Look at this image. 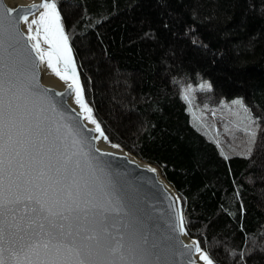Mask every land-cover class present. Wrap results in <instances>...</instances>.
Segmentation results:
<instances>
[{"label": "trees", "instance_id": "trees-1", "mask_svg": "<svg viewBox=\"0 0 264 264\" xmlns=\"http://www.w3.org/2000/svg\"><path fill=\"white\" fill-rule=\"evenodd\" d=\"M58 6L85 98L109 141L159 167L181 197L189 236L214 262L264 264V0ZM180 79L208 80L215 96L241 99L260 118L250 158L238 154L246 150L220 155L180 99Z\"/></svg>", "mask_w": 264, "mask_h": 264}, {"label": "snow or ice", "instance_id": "snow-or-ice-1", "mask_svg": "<svg viewBox=\"0 0 264 264\" xmlns=\"http://www.w3.org/2000/svg\"><path fill=\"white\" fill-rule=\"evenodd\" d=\"M58 4H32L41 10L31 20V12L12 17L13 8L0 16V264H178L177 257H184L182 264H214L200 240L186 244L175 235H189L181 197L173 198L169 231L162 234L149 227L121 182L96 162L92 141L109 138L85 98ZM45 63L65 82L64 92L50 96L40 86L36 70ZM211 88L203 81L187 84L179 96L191 109L194 94ZM231 103L248 114L242 131L250 144L238 153L248 159L260 118L241 99ZM220 155L229 159L222 149Z\"/></svg>", "mask_w": 264, "mask_h": 264}, {"label": "water", "instance_id": "water-1", "mask_svg": "<svg viewBox=\"0 0 264 264\" xmlns=\"http://www.w3.org/2000/svg\"><path fill=\"white\" fill-rule=\"evenodd\" d=\"M39 3L40 1H35L10 5L6 0H0V16L4 14L7 8L14 9L11 13L14 18H18L20 15H27L38 9H33L30 6ZM19 27L22 32L26 33L27 30L23 27L22 22L19 24ZM29 67L31 66L29 65ZM36 74L40 86L43 89H48V95L54 96V93L66 90V86L58 88L55 85H49L44 82L41 65L37 68ZM55 99L59 100L60 98L55 97ZM67 105H71L69 99L67 100ZM67 105H65V110L69 111L70 109ZM85 135L92 134L85 133ZM96 141H92L91 145L96 162L100 163L121 182L132 203L136 206L149 227H154L160 233L167 234L169 231V218L172 215L171 205L173 198L179 196V194L164 178L159 167L145 160L147 164L141 163L142 159L125 148H122L123 151L102 149ZM96 148H99L100 151L96 152ZM148 168H154L157 171L152 173L147 170ZM175 235H178L179 240L186 244L190 243L194 238L188 235V238H191V240H188L185 236L179 235V233ZM176 260L178 264H182L184 257H177Z\"/></svg>", "mask_w": 264, "mask_h": 264}, {"label": "rangeland", "instance_id": "rangeland-1", "mask_svg": "<svg viewBox=\"0 0 264 264\" xmlns=\"http://www.w3.org/2000/svg\"><path fill=\"white\" fill-rule=\"evenodd\" d=\"M179 81L181 87L191 84L185 79ZM202 81L209 83L208 80H200L196 84H192L193 87ZM194 96L192 107L190 109L188 105V110L192 118L210 132L219 143L220 149L224 152L246 150L250 141L242 129L247 126L246 117L248 114L238 105H232L231 102L235 99L220 98L210 91H197ZM204 105L208 106L207 110L204 109ZM213 110H215V116L212 114Z\"/></svg>", "mask_w": 264, "mask_h": 264}, {"label": "bare ground", "instance_id": "bare-ground-1", "mask_svg": "<svg viewBox=\"0 0 264 264\" xmlns=\"http://www.w3.org/2000/svg\"><path fill=\"white\" fill-rule=\"evenodd\" d=\"M10 5H15V4H20V3H31V2H35V1H40V0H6ZM40 9H37L32 13V15L29 16V20L36 18V16L38 15ZM23 27L27 30L26 25L23 24ZM34 30H35V26H33ZM41 46L44 48H47L48 46L45 45L43 43V40L41 39ZM62 68V66H61ZM41 72H42V79L44 80V82H46L49 85H55L58 88H63L66 86L65 82L61 81L50 69L47 68L46 63L45 64H41ZM70 104L74 107L75 105L73 104L72 100L69 99ZM90 127H94L93 125H89ZM98 135V134H96ZM98 146L102 149H107V150H116V151H123L122 148L124 147H120L118 149L116 148H112L111 145L114 144L111 141H104V140H97L96 141ZM130 152V151H129ZM132 153V152H131ZM134 154V153H132ZM135 155V154H134ZM137 156V155H136ZM138 157V156H137ZM140 158V157H139ZM141 159V158H140ZM143 160V159H142ZM140 161V160H139ZM141 163L147 164L144 160L140 161ZM188 240H191V238H188V236H185ZM191 237V236H190ZM202 263V262H201ZM214 264H216L214 262Z\"/></svg>", "mask_w": 264, "mask_h": 264}]
</instances>
